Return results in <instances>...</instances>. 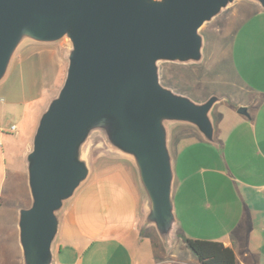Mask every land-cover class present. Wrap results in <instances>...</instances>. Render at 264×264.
<instances>
[{
    "label": "water",
    "instance_id": "water-1",
    "mask_svg": "<svg viewBox=\"0 0 264 264\" xmlns=\"http://www.w3.org/2000/svg\"><path fill=\"white\" fill-rule=\"evenodd\" d=\"M236 1L0 0V82L26 43H70L66 77L39 117L27 160L32 205L19 216L25 264H53L59 213L90 177L97 136L132 161L147 197L146 223L172 245L170 126H190L213 141L212 113L222 101L195 102L163 87L158 64L200 63L201 27ZM247 1L264 9V0Z\"/></svg>",
    "mask_w": 264,
    "mask_h": 264
},
{
    "label": "crops",
    "instance_id": "crops-1",
    "mask_svg": "<svg viewBox=\"0 0 264 264\" xmlns=\"http://www.w3.org/2000/svg\"><path fill=\"white\" fill-rule=\"evenodd\" d=\"M241 13L245 20L228 50V65L235 78L230 86L240 94L237 91L239 97L227 115L219 111L214 116L217 144L208 149L216 167L202 170L203 177L197 182L205 218H187L190 229L178 220L174 241L167 246L156 227L146 223V200L138 217L132 189L117 171L88 181L65 204L53 244V264H200L187 239L218 241L234 250L237 264H264V9L242 5L234 14ZM68 48L64 41L26 43L13 59L8 76L24 59L33 62L41 94H52L66 77L63 55ZM3 105L0 128L8 125V116L15 112L6 101ZM239 108H245L247 115H240ZM14 121L12 127L18 133L22 118ZM37 126L38 122L35 132ZM21 211L18 247L9 250L0 243V264H25L19 236ZM138 226L153 235L144 238Z\"/></svg>",
    "mask_w": 264,
    "mask_h": 264
},
{
    "label": "rangeland",
    "instance_id": "rangeland-1",
    "mask_svg": "<svg viewBox=\"0 0 264 264\" xmlns=\"http://www.w3.org/2000/svg\"><path fill=\"white\" fill-rule=\"evenodd\" d=\"M251 3L259 5L247 0H238L201 27L199 32L205 43L204 59L200 63L183 65L159 62L160 83L163 87L189 97L195 102L203 103L210 97L216 96L222 102L215 106L213 118L219 111L227 115L228 109L235 105L234 100L239 97L237 91L240 94L236 87L230 86L235 82V78L229 69L228 50L237 27L246 17L243 13L235 15L234 12L240 6L252 5ZM62 41L70 47L67 40ZM63 58L66 63V53ZM36 69L33 62L27 63L24 59L22 64L19 62L15 69L13 67L10 76L0 82V109L6 101L8 105L14 106L15 110L8 116V125L0 128L2 131L0 135V243L9 246V250H14L16 245L18 247L16 234L19 231L17 222L19 212L31 207V193L26 175L35 128L39 117L47 110L50 101L59 95L62 87L52 94H41ZM17 118H22L20 130L18 133L15 131L13 133L11 129ZM170 133L169 143L174 174L171 199L174 203L177 222L179 220V223L185 224L187 229H190L186 222L187 218L191 219L196 215L205 218L201 200L202 188L199 187V183L197 186V182L203 177L202 170L209 166L216 167L213 153L208 149V145L214 147L216 140H205L194 128L182 124L171 125ZM87 158L91 174L85 184L99 177L103 178L114 172H120L132 189L137 215L140 217L143 201L147 197L141 190L138 171L136 172L137 169L135 170V166H132V161L112 152L100 136L94 138L89 145ZM139 229L138 226L136 230L140 235H145L144 238L152 234L144 233Z\"/></svg>",
    "mask_w": 264,
    "mask_h": 264
},
{
    "label": "trees",
    "instance_id": "trees-1",
    "mask_svg": "<svg viewBox=\"0 0 264 264\" xmlns=\"http://www.w3.org/2000/svg\"><path fill=\"white\" fill-rule=\"evenodd\" d=\"M186 244L200 264H237L234 250L218 241L187 239Z\"/></svg>",
    "mask_w": 264,
    "mask_h": 264
},
{
    "label": "built area",
    "instance_id": "built-area-1",
    "mask_svg": "<svg viewBox=\"0 0 264 264\" xmlns=\"http://www.w3.org/2000/svg\"><path fill=\"white\" fill-rule=\"evenodd\" d=\"M11 130L14 132V131L16 130V128H15V127H13ZM0 133H1V131H0Z\"/></svg>",
    "mask_w": 264,
    "mask_h": 264
}]
</instances>
